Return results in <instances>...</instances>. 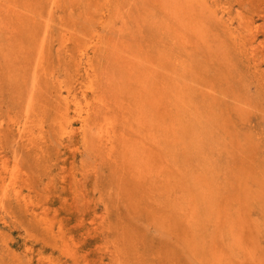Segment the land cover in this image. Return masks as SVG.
<instances>
[{
	"label": "rangeland",
	"instance_id": "rangeland-1",
	"mask_svg": "<svg viewBox=\"0 0 264 264\" xmlns=\"http://www.w3.org/2000/svg\"><path fill=\"white\" fill-rule=\"evenodd\" d=\"M175 2L0 0L6 182L23 169L10 214L0 211V264H211L213 245L229 251L227 220L264 229V0H198L187 27ZM69 89L108 115L84 128L73 110L61 120ZM31 94L34 137L21 140L10 121L26 120ZM105 120L114 142L98 135ZM147 134L149 168L126 156Z\"/></svg>",
	"mask_w": 264,
	"mask_h": 264
},
{
	"label": "bare ground",
	"instance_id": "bare-ground-1",
	"mask_svg": "<svg viewBox=\"0 0 264 264\" xmlns=\"http://www.w3.org/2000/svg\"><path fill=\"white\" fill-rule=\"evenodd\" d=\"M176 0H173V3L172 4H175L176 2H175ZM186 3L185 4H183V6L181 5H178V8H177V12H176V14L174 15V21L180 26V27H187V22H188V20L190 19V17L194 14V13H196V11H195V9H196V3H197V1L198 0H184ZM174 6V5H173ZM2 22V21H1ZM3 23V22H2ZM199 30H201L202 28H203V26L202 25H199ZM181 31H182V29H181ZM199 33H201V32H199ZM20 46V45H19ZM9 52V51H8ZM15 58V57H14ZM132 72H134L133 70H132ZM153 71H152V69L150 70V71H148V74H147V76L148 75H151V73H152ZM87 73V72H86ZM154 73V72H153ZM133 75H136V73H134ZM144 75H145V73H144ZM143 80V79H142ZM142 83H144V82H142ZM60 84V83H59ZM65 85V84H64ZM57 86H58V84H57ZM92 86H94L93 84H92ZM65 87H70V86H65ZM143 87V86H142ZM62 88H63V86H62ZM91 88H93V87H91ZM144 88V87H143ZM180 88V87H179ZM57 89V88H56ZM55 89V90H56ZM91 90V89H90ZM88 91H84V93L82 94L84 97H86L88 94ZM92 93H94V92H92ZM155 93V92H154ZM186 90H185V88H180V89H178V91H177V96L179 97V96H181V97H185V95H186ZM32 95V94H31ZM56 95H57V93H56ZM155 95V94H154ZM50 96H52V93L50 94ZM58 96V95H57ZM153 96V95H152ZM151 96V97H152ZM29 97V96H28ZM62 97V98H61ZM64 97V98H63ZM150 97V98H151ZM60 98L61 99H59V97H58V101L59 100H61V103H62V100H64V105L62 106L63 107V110L61 109V113L63 112L64 113V117L63 116H61V117H63V119H61L60 117V119L61 120H64V119H67L65 116L68 114V112L70 111V110H73V116L74 117H78L80 120H81V127L82 128H84V126H85V124L86 125H88L89 124V122H92V121H96L95 119H100V116L103 114V116H106V115H108V113L106 112V113H104V111H103V109H105V106H106V104L104 103V101H102L101 100V104L100 105H98V106H94L93 104H90L88 107H87V109H84L83 108V106H82V101H81V99H80V97L78 96V94L75 92V91H73V90H71V89H69L68 90V93L67 94H65L64 95V92H63V94L60 96ZM152 98H154V99H156L155 98V96H153ZM29 99V98H28ZM45 99V98H44ZM50 99V98H49ZM41 100H43V99H41ZM47 101V100H46ZM38 102V101H37ZM190 102V104H188L186 107H185V112H190V111H192V109H193V107H194V105H195V102L193 101V100H190L189 101ZM27 103H28V105H27V110H25L26 111V120H24V121H22V120H20V118L18 117V118H13V119H11V125H10V128H12V129H15L16 130V132H17V136L18 137H20V139L21 140H24V139H33V137H34V133H33V130H31L30 128H28V127H30L29 126V119L31 118L30 116V114H31V112H33L32 110L34 109V107L36 106V99H35V95L33 94L31 97H30V99H29V101H27ZM41 103H43V102H41ZM144 103H146V102H144ZM48 104H49V101H48ZM58 104V103H57ZM59 104H60V102H59ZM104 104V105H103ZM43 105H44V103H43ZM142 105V104H141ZM42 106V105H41ZM64 106H65V108H66V110H64L65 108H64ZM139 107H140V105H139ZM141 107H143V106H141ZM137 109H139L138 107H137ZM42 110V109H41ZM139 110H141V109H139ZM142 111V110H141ZM148 111V110H147ZM42 112V111H41ZM137 112V111H136ZM143 112V111H142ZM62 113V114H63ZM141 112H139V114H140ZM144 113V112H143ZM184 113V112H183ZM66 114V115H65ZM138 114V113H137ZM136 114V115H137ZM138 114V115H139ZM154 116H156V115H154ZM9 117H11V116H9ZM136 117H138V116H136ZM141 117V116H140ZM148 117H150L151 118V116L150 115H145V120H142V121H144V124L147 126V125H149L148 124V122H149V118ZM142 118V117H141ZM143 118H144V116H143ZM8 119H10V118H8ZM146 119H148V120H146ZM31 120V119H30ZM139 120L141 121V119L139 118ZM151 120V119H150ZM32 121V120H31ZM148 121V122H147ZM153 121V120H152ZM33 123H35V122H33ZM65 123V122H64ZM64 123H61L60 124V127L62 126V124H64ZM140 124H142L141 122H140ZM139 124V125H140ZM166 124V123H165ZM168 124V123H167ZM64 126V125H63ZM110 126H111V122L110 121H106L105 120V122H102L101 123V126L99 125L97 128V130H98V132L100 133H98V135H100V137L102 138V136H106L107 135V138H108V141L111 143V141H116V140H114L115 138H116V135H117V133H115L114 131H113V129H112V127L110 128ZM104 129H102V128ZM9 128V129H10ZM175 128V127H174ZM173 128V129H174ZM109 129H112V130H110L109 131ZM148 129V128H147ZM63 130V129H62ZM64 130H65V128H64ZM63 130V131H64ZM73 130H75L74 128H73ZM72 129H70V132H72V135L74 134ZM199 130V129H198ZM85 130H83V132H84ZM108 131H109V133H110V135L108 134ZM154 131V130H153ZM175 131H176V129H175ZM64 132H67L66 130L64 131ZM69 132V131H68ZM76 132V131H75ZM157 133V132H156ZM160 133V132H159ZM176 133H178V132H176ZM64 134V133H63ZM62 134V135H63ZM65 134H67V133H65ZM8 135V134H7ZM84 136H88V134L86 135H84ZM40 137V136H39ZM69 137V136H68ZM166 137V136H165ZM164 137V138H165ZM168 137V136H167ZM59 138H60V136H59ZM63 139V138H62ZM137 139V138H136ZM18 140V139H17ZM25 140V141H26ZM131 140V139H130ZM137 140H139V139H137ZM141 140V139H140ZM165 140V139H164ZM174 140V139H173ZM175 140H176V136H175ZM31 141V140H30ZM39 141V140H38ZM154 141H156L155 140V138H154V136H150V135H148L147 134V136H146V138L145 139H142L141 141H136V142H134V143H131L130 145V147H129V152H126L127 154H126V156L127 157H129V158H127L129 161H132V162H134L135 164H137L138 163V166L140 165V166H144V165H146V167L147 168H149V166H150V164H148L146 161H145V159H147L148 158V156H149V153H151V151H149L148 150V146L146 147V144H150V145H152V147H153V144H154ZM159 140L157 139V142H158ZM161 141V140H160ZM33 142V141H32ZM31 142V143H32ZM171 142V141H170ZM177 142V141H176ZM29 143V142H28ZM34 143V142H33ZM38 143V142H37ZM142 143V144H141ZM139 144H141V145H139ZM159 144V143H158ZM160 144H162V143H160ZM164 145V144H163ZM15 146V145H14ZM14 146H13V148H14ZM31 146V145H30ZM165 146V145H164ZM29 148V147H28ZM37 148V147H36ZM40 148V147H39ZM165 148V147H164ZM33 150V149H32ZM41 150H42V148H41ZM151 150H153V152L155 151L154 150V148L153 149H151ZM41 152H43V151H41ZM156 153V152H155ZM38 154V153H37ZM43 154V153H42ZM152 154V153H151ZM155 155V154H154ZM16 156H18V155H16ZM47 156V155H46ZM151 156V155H150ZM168 156V155H167ZM6 156H3V154H0V171H1V175H0V180H1V183H2V185H0V187H1V190H2V188H3V193L2 192H0V193H2V197H1V199H0V211L1 212H4L5 214H10V212H8V204H9V202L11 201V200H14V199H18V196H19V192H20V190H19V188L17 187V183H18V178H19V175H21V172H23V169L21 168V170H20V174L18 175L17 173H14L13 174V176L11 177L10 176V180H8L7 182H6V179H5V171H6V167H7V165H8V163L7 162H5V160H4V158H5ZM158 157H160V156H158ZM7 158V157H6ZM9 158V157H8ZM153 158H154V156H153ZM165 159V158H164ZM19 160V159H18ZM8 161H9V159H8ZM163 161V160H162ZM165 161V160H164ZM163 161V162H164ZM175 161V160H174ZM15 162H17V160L15 161ZM19 162V161H18ZM20 163V162H19ZM130 163V162H129ZM155 163H157V162H155ZM159 163H160V159H159ZM14 164H16V163H14ZM13 164V165H14ZM12 165V166H13ZM132 165H133V163H132ZM162 165V164H161ZM163 165H164V163H163ZM16 167H14L13 168V170H15L16 172H18L17 171V168H18V165H15ZM20 166V165H19ZM131 166V165H130ZM133 166H135V165H133ZM169 166V165H168ZM169 167H171V166H169ZM64 168V167H63ZM12 169V168H11ZM143 169V168H142ZM165 169V168H164ZM178 169V168H177ZM13 170H11V171H13ZM65 170V169H64ZM140 170V169H139ZM150 170H152V169H150ZM155 171H156V169H154ZM170 170V169H169ZM4 171V172H3ZM14 172V171H13ZM159 172V171H158ZM72 173V172H71ZM141 173V172H140ZM171 173V172H170ZM177 173V172H176ZM180 173V172H179ZM74 174V173H73ZM144 174H145V172H144ZM66 175H68L67 174V172H66ZM163 175V174H162ZM69 176V175H68ZM147 177H149V176H147ZM153 177V176H152ZM52 178V177H51ZM50 178V181H51V183H52V179ZM62 178H64V177H61V179ZM181 178V177H180ZM75 179V178H74ZM74 179H73V181H74ZM148 179V178H147ZM151 179V178H150ZM177 179H178V177H177ZM201 180H202V178H200ZM5 180V181H4ZM63 180H66V178L65 179H62L61 181H63ZM154 180V179H153ZM204 180H207V178H204ZM26 181V180H25ZM170 181V180H169ZM64 182V181H63ZM172 182V181H171ZM177 182V181H176ZM0 183V184H1ZM49 183V182H48ZM69 183H70V181H69ZM179 183H181V182H179ZM47 184V183H46ZM74 184H75V182H74ZM160 184V183H159ZM23 185V184H22ZM70 185V184H69ZM151 185V184H150ZM29 188V187H28ZM144 188V187H143ZM32 189H33V187H32ZM47 189V188H46ZM146 189V188H145ZM0 190V191H1ZM71 190H72V188H71ZM32 192H33V190H31ZM178 191V190H177ZM37 192V191H36ZM176 192V191H175ZM35 193V192H34ZM77 193V192H76ZM25 194V193H24ZM40 194V193H39ZM184 194V193H183ZM217 194V193H216ZM23 195V194H22ZM21 195V196H22ZM26 195V194H25ZM24 195V196H25ZM38 195V194H37ZM43 195V194H42ZM76 195V194H75ZM186 195V194H185ZM184 195V196H185ZM242 195V194H241ZM23 196V197H24ZM27 196V195H26ZM29 196V195H28ZM27 196V197H28ZM44 196V198L46 199V196L45 195H43ZM74 196V195H73ZM166 196V195H165ZM178 196V195H177ZM248 196H249V194H248ZM26 197V199H29V198H27ZM31 197V196H30ZM36 197V196H35ZM65 197V196H64ZM170 197V196H169ZM43 198V197H42ZM172 198V197H171ZM178 198V197H177ZM195 198V197H194ZM41 199V198H40ZM45 199L43 200V201H45ZM67 199V198H66ZM73 199V198H72ZM47 200V199H46ZM174 200V199H173ZM28 202H30L31 201V203H32V199L30 198L29 200H27ZM26 201V202H27ZM42 201V202H43ZM67 201V200H66ZM192 201V199L189 201V205L190 204H192V203H190ZM194 201V200H193ZM250 201V200H249ZM22 202H24V201H22ZM27 202V203H28ZM68 202V201H67ZM36 203H38V202H36ZM188 204V203H187ZM257 204V203H256ZM27 205H29V204H27ZM27 205H25V206H27ZM252 204H250L249 206H251ZM39 206H40V203H39ZM196 206V205H195ZM182 207V206H181ZM184 207V206H183ZM192 207V206H191ZM33 208V207H32ZM42 208V207H41ZM25 209H26V207H25ZM44 209H47V206H46V208H44ZM44 209L42 208V210H39V211H41L42 213H44V214H48V213H46V211H44ZM253 209V208H252ZM252 209H251V211H252ZM47 210H49V209H47ZM226 210H228V209H226ZM33 211V210H32ZM50 211V210H49ZM12 212H13V210H12ZM35 212V211H34ZM48 212V211H47ZM55 212V211H54ZM247 212V211H246ZM229 213V211L227 212V214ZM36 215H37V212L35 213ZM55 214H57V213H55ZM247 214V213H246ZM251 214V213H250ZM35 215V216H36ZM43 216V215H42ZM41 215H40V218L42 217ZM44 217V216H43ZM52 217H54L53 216V214H52ZM240 217V216H239ZM44 218H46V219H44ZM44 218H41L42 219V221H44V223L46 222L45 220H47V219H49V226H48V228L50 227L51 228V219L52 218H48V216L46 217H44ZM37 219V218H36ZM44 219V220H43ZM254 219V218H253ZM40 220V219H39ZM255 220V219H254ZM53 222L55 221V219L53 218V220H52ZM248 221V219L247 220H245V219H241V220H239V221H231V220H227V223H228V225H229V228H230V230H229V232H228V237L230 238V242L229 243H227V248L229 249V251H226V252H224V253H222V250H219V252H218V247L216 246V245H213V247L211 248V250H210V252L214 255L213 257L215 258V260H214V262L213 263H211V264H247L246 262L247 261H253V264H264V246H263V244L262 243H260L259 242V247L256 249V247H252L250 244H252L255 240H256V238H255V236H254V232H256L255 231V229H258V231L259 232H264V229H263V227H259L260 226V224H261V221H259L258 220V222H259V226H258V224H256V223H254L253 225H251L249 222H251V220L249 219V222H247ZM38 223V222H37ZM55 223V222H54ZM220 223H222V222H220ZM249 223V224H248ZM48 224V223H47ZM212 224H214V223H212ZM101 225V224H100ZM103 225V224H102ZM221 225V224H220ZM37 226V225H36ZM43 226H46V225H43ZM215 226V225H214ZM263 226V225H262ZM254 227H256V228H254ZM49 228V229H50ZM103 228V227H102ZM47 229V228H46ZM95 230H96V228H95ZM62 232V231H61ZM53 233V232H52ZM61 235H62V233H60ZM1 235V234H0ZM53 235V234H52ZM5 238V236H3L2 237V239H4ZM7 238H9V237H7ZM216 238H217V235H216ZM215 238V239H216ZM64 239V238H63ZM71 239V238H70ZM223 239V238H222ZM0 240H1V236H0ZM12 240V239H11ZM65 240V239H64ZM217 241H218V238L216 239ZM223 240H227L228 241V239H223ZM64 242V241H63ZM224 242V241H223ZM67 243V242H66ZM65 243V244H66ZM255 243V242H254ZM258 243V242H257ZM257 243H255V244H257ZM64 244V243H63ZM62 244V246L64 247L65 245H63ZM68 244V243H67ZM75 244V243H74ZM214 244V243H213ZM76 245V244H75ZM220 245H222L221 243H220ZM96 246V245H95ZM258 246V245H257ZM6 247H7V245H6ZM224 247V246H223ZM106 248H107V246H106ZM215 248H217V249H215ZM9 249H11L10 247H9ZM28 249V248H27ZM30 249V248H29ZM66 250H68V249H66ZM108 250V249H107ZM224 250V249H223ZM237 250H241V251H239L238 252V254H237ZM236 251V252H235ZM89 252V251H88ZM8 253V252H7ZM13 253V252H12ZM12 253H11V255H12ZM74 253V252H73ZM80 253V252H79ZM86 253V252H85ZM81 254V253H80ZM105 254V253H104ZM10 255V256H11ZM82 255V254H81ZM238 255H241V257H239V259H238ZM84 256V255H83ZM212 256V255H211ZM0 257H1V254H0ZM17 257V256H16ZM77 257V256H76ZM38 258V257H37ZM57 258V257H56ZM84 259V258H83ZM76 260V259H75ZM238 260H239V263H238ZM57 261V260H56ZM54 262V261H53ZM58 262V261H57ZM26 263V262H25ZM56 263V262H55ZM76 263V262H75ZM248 264H250L249 262H248ZM251 264H252V262H251Z\"/></svg>",
	"mask_w": 264,
	"mask_h": 264
}]
</instances>
